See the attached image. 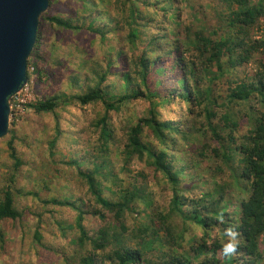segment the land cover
Segmentation results:
<instances>
[{"label":"trees","instance_id":"1","mask_svg":"<svg viewBox=\"0 0 264 264\" xmlns=\"http://www.w3.org/2000/svg\"><path fill=\"white\" fill-rule=\"evenodd\" d=\"M163 1L116 0L112 11L118 13V23L120 19L123 22L121 28H126L119 31L126 34L129 52L120 49L115 53L121 66L107 62V69L118 70L97 73L95 85L82 95H55L29 105L36 115L55 114L60 104L70 100L84 109L97 105L104 108L92 122L96 155L84 160L85 170L81 169L83 159H71L67 164L86 185L91 210L83 201H72L70 197L53 198L43 204L75 212L78 251L73 264H264V38H255V29H264V0H221V10L214 13L223 29L213 35L209 30L183 26L173 0L168 4ZM127 7L129 11L125 12ZM96 8L95 0L86 3V23L77 20L72 24L69 19L45 13L39 21L69 31L84 28L106 41L112 33V11L91 10ZM145 11L147 18L143 17ZM137 23L143 28L155 26L140 54L135 53L139 51L137 42L145 30H140ZM39 47L38 31L28 68L34 59L42 60ZM253 64V70L239 76ZM109 76L122 82L121 91L110 92L108 86H102ZM204 82L207 84L201 87ZM130 101L143 105L138 118L129 112L122 114ZM170 107L174 108L170 113L177 112L178 116L166 113ZM235 107L239 108L240 117L235 116ZM111 112L124 123L126 139L121 155L125 161L139 160L154 177L161 175L170 185L168 210L158 205L148 188L146 174H136L124 187L119 172L111 171L110 155L115 141V128L109 123ZM200 117L206 128L199 122ZM244 117L246 127L241 129ZM197 133H208L214 142L203 143ZM8 135L7 150L13 170L17 171L22 162L15 148V130L9 129ZM58 136L56 125L49 142L51 155ZM210 142L217 147L213 148ZM190 145L195 152H201V158L210 149L214 162L219 160L216 173L226 170L228 174L224 176L229 180L219 176L211 185L202 180L194 182L201 178L196 173H186V165H179L183 158L177 156ZM188 179L189 182L183 181ZM16 199L11 186L2 189L0 224L23 218L24 211ZM142 213L146 220L138 224ZM87 214L101 222L91 236L85 227ZM176 218L180 227L173 224ZM38 229L34 240L40 244ZM229 229L236 234V248L225 255L224 247L233 242ZM2 237L0 230V241ZM69 263L64 259V264Z\"/></svg>","mask_w":264,"mask_h":264},{"label":"rangeland","instance_id":"2","mask_svg":"<svg viewBox=\"0 0 264 264\" xmlns=\"http://www.w3.org/2000/svg\"><path fill=\"white\" fill-rule=\"evenodd\" d=\"M88 1L49 0L45 15L63 20L69 19L72 24H76L77 20L83 23L88 18V13L84 12V6ZM95 1L98 8L91 10L96 12L112 11L116 5V0ZM189 1L186 3L185 0H173L174 10L180 14L183 26L194 30H209L211 35L218 29H223L221 21L214 13L215 10H221L223 5L221 0ZM168 3L169 0H164L162 4ZM127 11H129L128 7L125 12ZM111 13L113 15L111 17L113 21L110 24L112 33L106 41H102L99 35L84 28L79 31H69L53 26L45 20L39 21V54L42 60L34 59L32 65L27 67L30 99L24 116L16 123L12 121L9 123V129L15 130V148L22 162L17 171L13 170V162L7 150V141L10 136L8 135L0 141V194L3 188L11 186L17 196V206L24 211L23 218L15 222L5 221L0 224L3 235L2 241H0V264H64V259H68L73 264L77 260L78 248L75 245V239L78 236V231L75 227V212L69 208L45 205L43 201L70 197L72 201H83L86 208L91 210L92 205L87 201L86 185L77 175L76 170L67 164L71 159H83L81 169L85 170L87 163L84 160L96 155V136L93 133L92 122L98 118V114L104 108L97 105L84 109L77 104V101L70 100L67 104H60L55 114L36 115L29 105L55 95L66 98L82 95L95 85L97 73L106 71L107 74H110L116 69L118 70V68L107 69V62L109 64L110 61L116 67L121 66L122 62L115 60V53L120 49L128 52V42L125 40V32L119 31L120 29L126 30V28H121L123 25L121 19L118 23L116 18L119 16L118 13L116 11ZM147 15L148 13L145 11L143 17L147 18ZM137 25L140 30H145L141 40L137 42L139 51L135 53L140 54L141 48H144L142 44L146 45L149 41L155 26L143 28L140 23ZM162 27L163 24L158 29L161 30ZM255 30L256 39L264 38L262 26ZM254 67L253 64L246 68L245 72H240L239 76L243 77ZM206 84L204 82L200 86L204 87ZM102 86H108L111 92V90L121 91L123 84L120 80L109 76ZM126 106L127 110H124L122 114L129 112L133 118L142 115L143 105L139 102L130 101ZM171 109L174 108H167L166 113L170 116H178L177 112L170 113ZM215 110L219 111L218 108ZM233 111L235 116L240 114L237 107L233 108ZM196 113L198 110L194 115ZM109 115V123L115 128L113 152L110 155L111 171L114 174L119 172V178L124 187L133 181V176L136 174H146L149 181H147L148 188L153 192L158 205L162 209L168 210L172 198L170 185L161 175L154 177L150 168H145V165L139 160L125 161L121 155L126 139L124 123L115 112H111ZM198 120L204 125L202 117ZM246 122L247 119L242 118L241 129H245ZM56 125L59 136L56 139L54 153L51 155L49 142L53 140ZM196 135L203 143L212 141L208 133L206 136H202V133ZM212 142L210 144L216 148L217 145ZM190 149H192L191 155ZM209 150L204 151V158H201V152L199 150L195 152L194 147L190 145L187 150L177 154L183 160L179 161L178 158L176 160L179 161L180 166L186 165V173L188 172L192 176L196 173L201 178L194 181L196 183L202 180L206 182V185L215 184L216 180H219V176L221 179L229 180L228 176H224L228 174L226 170L222 174L216 173V163L219 160L214 162L213 157L209 155ZM120 168L125 171H120ZM183 181L189 182L190 179ZM197 192L195 193L197 194ZM145 220L146 215L142 213L137 223H142ZM127 221L129 225H132L131 221L128 219ZM99 224L101 222L97 218L90 214L86 215L85 227L89 236L93 234ZM173 224L181 226V222L177 218ZM37 227L41 236L40 244L34 240Z\"/></svg>","mask_w":264,"mask_h":264},{"label":"water","instance_id":"3","mask_svg":"<svg viewBox=\"0 0 264 264\" xmlns=\"http://www.w3.org/2000/svg\"><path fill=\"white\" fill-rule=\"evenodd\" d=\"M49 0H0V140L9 130V99L27 83V63Z\"/></svg>","mask_w":264,"mask_h":264},{"label":"built area","instance_id":"4","mask_svg":"<svg viewBox=\"0 0 264 264\" xmlns=\"http://www.w3.org/2000/svg\"><path fill=\"white\" fill-rule=\"evenodd\" d=\"M28 83L15 95L9 99L10 104V116L9 123L17 122L22 119L25 114V108L28 106V101L30 99Z\"/></svg>","mask_w":264,"mask_h":264},{"label":"clouds","instance_id":"5","mask_svg":"<svg viewBox=\"0 0 264 264\" xmlns=\"http://www.w3.org/2000/svg\"><path fill=\"white\" fill-rule=\"evenodd\" d=\"M227 231H228V235L230 237H232L233 242L229 243L228 245H226L224 247L223 252L225 255H229V254L233 253L235 251V248H236V244H235V235L236 234L231 229H229Z\"/></svg>","mask_w":264,"mask_h":264}]
</instances>
